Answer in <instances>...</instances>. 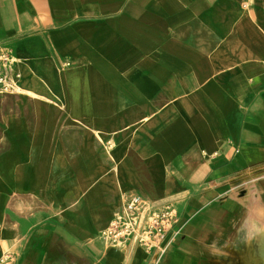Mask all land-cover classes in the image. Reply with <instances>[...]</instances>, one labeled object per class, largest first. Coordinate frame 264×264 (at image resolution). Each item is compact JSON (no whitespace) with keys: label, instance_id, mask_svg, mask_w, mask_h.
<instances>
[{"label":"crops","instance_id":"obj_1","mask_svg":"<svg viewBox=\"0 0 264 264\" xmlns=\"http://www.w3.org/2000/svg\"><path fill=\"white\" fill-rule=\"evenodd\" d=\"M0 50L36 94L17 96L25 117L7 121L0 156L14 264H152L145 248L101 238L128 194L177 208L159 264H253L264 0H0Z\"/></svg>","mask_w":264,"mask_h":264},{"label":"built area","instance_id":"obj_2","mask_svg":"<svg viewBox=\"0 0 264 264\" xmlns=\"http://www.w3.org/2000/svg\"><path fill=\"white\" fill-rule=\"evenodd\" d=\"M14 63L10 51L0 50V93L14 92L15 79L20 77L13 73ZM178 218L177 208L170 201L128 194L101 238L114 248H124L133 242L152 253V264H159L167 254L171 239L180 234ZM14 262L15 256L11 253L0 259V264Z\"/></svg>","mask_w":264,"mask_h":264},{"label":"rangeland","instance_id":"obj_3","mask_svg":"<svg viewBox=\"0 0 264 264\" xmlns=\"http://www.w3.org/2000/svg\"><path fill=\"white\" fill-rule=\"evenodd\" d=\"M16 63L19 62V59L14 57L13 59ZM15 78V75H14ZM16 80V85L14 83V89L12 93H0V156H2L4 153H6L7 151H9L10 149V144H9V140L7 139V121L10 119H21L23 118V116L25 117V114L22 112H16L14 111L15 109L18 110L19 107L21 105V101H19L17 99V96H22V93H25L23 91H19L18 87L24 88L21 84H20V79H15ZM14 95H9V94H13ZM20 93V94H18ZM18 94V95H17ZM27 94V93H25ZM16 95V96H15ZM31 95V94H29ZM32 96V95H31ZM14 97V98H13ZM18 107V108H15ZM27 119L30 121L31 124V133L33 134V137H35L38 133L37 129L35 128L36 124H37V113L33 110V107H31L29 109V113L26 114ZM110 147H114L113 144H111ZM34 152L37 153L38 152V146H35ZM40 161L35 160L34 161V166H32L31 168H35V166L38 167ZM36 179V178H35ZM0 182H2V190L5 191L6 190V185L3 181L0 180ZM1 190V188H0ZM34 195V194H32ZM37 198V197H36ZM36 198H34L33 196H31V204H37V200ZM10 202H17V201H22L24 200V198L18 194H12L10 197ZM37 209L34 210L33 207H30L31 212L36 211ZM264 234L262 232L259 233V236L255 237L254 242H250L253 246L251 247L252 251L250 252L251 256V261L253 264H261V263H257V258L261 255V250L264 246ZM1 240V239H0ZM10 241H8L9 243ZM254 243V244H253ZM1 246V243H0ZM3 250V256H5L6 254H8L10 251L14 250V246L10 247V243H9V249L7 250V252H4ZM264 251V248H263ZM260 252V253H259ZM6 253V254H5ZM256 260V261H255Z\"/></svg>","mask_w":264,"mask_h":264},{"label":"bare ground","instance_id":"obj_4","mask_svg":"<svg viewBox=\"0 0 264 264\" xmlns=\"http://www.w3.org/2000/svg\"><path fill=\"white\" fill-rule=\"evenodd\" d=\"M17 88H18V90L19 91H23V92H25V93H27V94H31L32 96H36V94L34 93V92H32V91H28V90H25V88H21V87H18L17 86ZM253 227L257 230V226L255 225V223H253ZM264 236V235H263ZM251 238H253V237H251ZM264 238V237H263ZM1 240H0V243H1V247H2V249H4V252H7V250L9 249V243H8V240H6L5 238H0ZM97 243H99V242H97ZM100 244V243H99ZM11 247V246H10ZM263 248H264V246H263ZM262 251V250H261ZM6 254V253H5ZM256 261V260H255ZM261 261H263L264 262V253L262 252L261 253V255L257 258V263H261Z\"/></svg>","mask_w":264,"mask_h":264}]
</instances>
